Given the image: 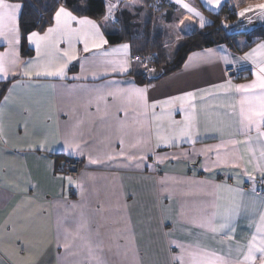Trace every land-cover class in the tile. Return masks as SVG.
<instances>
[{
  "label": "crops",
  "instance_id": "0c3cea01",
  "mask_svg": "<svg viewBox=\"0 0 264 264\" xmlns=\"http://www.w3.org/2000/svg\"><path fill=\"white\" fill-rule=\"evenodd\" d=\"M115 1L112 14L107 3L100 19L63 6L78 20L94 21L107 41L94 47L89 40L87 52L83 37L53 34L38 55L28 37L45 36L53 20L27 35L33 53L24 56L21 11L19 43L10 47L0 37V55L10 57L14 48L17 61L0 79L8 82L0 99V264H206L216 257L246 264L249 242L254 235L259 241L264 194L244 184L253 181L264 191V123L259 131L245 127L249 108L259 107L245 97L262 90L236 86L256 82L264 65V40L248 38L264 27V10L256 7L264 0H162L155 15L146 0ZM226 3L239 14L227 26L236 32L233 45L193 51L180 68L148 84L136 79L142 69L132 59V43L107 39L105 29L116 22L140 33L135 27H142L137 19L143 14L155 36L173 30L179 45ZM71 28L89 31L75 21ZM61 64L62 77L35 74ZM230 68L240 75L231 77ZM137 88L146 89L143 98ZM188 93L195 95L174 99ZM184 128L188 134L181 136ZM66 141L76 147L68 149ZM70 157L85 163L78 177L59 171ZM234 204V230L214 231Z\"/></svg>",
  "mask_w": 264,
  "mask_h": 264
},
{
  "label": "trees",
  "instance_id": "16d2710c",
  "mask_svg": "<svg viewBox=\"0 0 264 264\" xmlns=\"http://www.w3.org/2000/svg\"><path fill=\"white\" fill-rule=\"evenodd\" d=\"M22 5L19 18L21 30V52L24 56L33 53L27 44V35L33 31L46 29L54 20V13L60 6H65L78 16L100 19L107 11V0H6ZM155 15L163 10L162 0H146ZM158 7L155 8L154 5ZM211 22L200 30L188 34L170 59L164 45V35H154L150 28L145 27L141 33L129 31L121 23L116 22L106 28L110 43H119L128 39L132 43V55L154 53V69L147 75L140 70L136 74L137 81L150 83L181 67L187 56L196 50L227 43L233 45L236 32L227 28L239 19L236 9L228 3L217 12L209 11ZM136 30V29H135ZM249 41L264 40V27H257L248 36ZM8 82L0 81V99L7 88Z\"/></svg>",
  "mask_w": 264,
  "mask_h": 264
},
{
  "label": "snow or ice",
  "instance_id": "6c2138e0",
  "mask_svg": "<svg viewBox=\"0 0 264 264\" xmlns=\"http://www.w3.org/2000/svg\"><path fill=\"white\" fill-rule=\"evenodd\" d=\"M181 2V0H177V3ZM209 4L215 3L216 5H219L220 0H207ZM184 7L187 8L190 12L195 11V9H192L189 7L188 4H184ZM256 7L264 10V3L256 5ZM22 5L20 3H8L6 0H0V37L4 38L8 41L9 46L12 47L15 44L19 43V29H18V15L21 11ZM252 6L250 5L245 11H251ZM108 14L109 16L112 14V8L109 6L108 8ZM196 15H199L197 12ZM243 15V13H241ZM54 20H55V27H50L47 30V34L45 36H40L38 33L33 32L28 37L29 41L36 46L37 54L40 53L41 48V42L48 40L50 37H52L53 34L57 35L58 37H63L65 35L69 36V39L71 40L72 34H76L78 37L84 38V51H89V43L88 41H92V46L99 47L103 43H107V41L104 40L103 35L99 32V28L96 25V23L89 19H77L76 16L73 15L72 12L68 11L65 7L60 6L58 10L54 13ZM76 22L80 24L81 26H88L89 31L84 32L83 29H73L71 28V23ZM183 23V21H181ZM201 25L203 26V17H201ZM55 43V41L53 42ZM71 46V43H70ZM124 50L126 51L128 48V45H124ZM261 48L264 49V45H261ZM15 49L12 50V55L10 57H5L4 55H0V79L7 78L9 72L11 71V65L16 64L15 59ZM65 56H68L69 59H72V56H69L67 52L64 53ZM225 61L227 62V58L225 57ZM32 65L30 64L26 70L24 71L25 76L31 75L30 68ZM64 67L65 64H61L58 66L55 70H49L47 67H45L43 70H37L36 75L37 76H63L64 75ZM259 75L257 76V81L248 84V85H239L236 86L237 91L242 92H251L254 89H261L262 91L256 95L251 97H245V101L251 102L253 100L259 101V107L253 108L250 107L248 110V114L246 115L247 124L245 125L246 128H251L252 125H256L257 130L259 131V126L261 123H264V65H259ZM121 70L126 71V66H122ZM231 82L229 81V85ZM229 85H217L218 88H226ZM135 92L140 95L142 98L144 97V94L146 92V89L143 88H137L135 89ZM195 95V93H188L186 96H180L175 97V100H188L192 98ZM173 101H165L163 103L171 104ZM149 106L146 103V107ZM156 105H150V107H155ZM242 115H244V110H241ZM255 117H259V120L255 119ZM243 123V121H242ZM188 129L184 128L181 129L180 135H187ZM264 135V133H262ZM66 146L68 149H74L76 145L72 142L66 141ZM43 147V146H41ZM262 156H264V151L261 153ZM93 163H96L97 161H91ZM262 175H264V169H261ZM250 180H254V177H249ZM70 180V178H69ZM71 182V181H70ZM229 192H239L240 189H227ZM239 213V205L234 204L231 209L226 211V213L223 216V223L220 224L218 229H213L214 231H219L222 229H228L229 231L234 230L232 227V221L233 218L238 215ZM257 233L259 235V241H257V236L254 235L252 237V240L249 242L247 248L248 251L244 256V261L246 264H256L257 260V253H259V259L260 264H264V214L260 216V222L259 226L257 227ZM228 238H231L230 236ZM67 247V245H65ZM206 264H227V261H225L221 257H216L214 259H208L206 261Z\"/></svg>",
  "mask_w": 264,
  "mask_h": 264
},
{
  "label": "built area",
  "instance_id": "2783aa9c",
  "mask_svg": "<svg viewBox=\"0 0 264 264\" xmlns=\"http://www.w3.org/2000/svg\"><path fill=\"white\" fill-rule=\"evenodd\" d=\"M154 5V4H153ZM155 8L158 9L156 5H154ZM155 54L154 53H145V54H139V55H132L133 61L140 64L142 71L147 75L152 69H154V60ZM228 74L231 77H238L240 73L235 70L234 68L228 69ZM85 168V163L81 158H65L60 164H59V171L65 173L66 175L70 177H78L80 172ZM219 179L225 180V175L219 174ZM244 187L246 189H254L257 194H264V191L262 189H258L255 182H246L244 184Z\"/></svg>",
  "mask_w": 264,
  "mask_h": 264
},
{
  "label": "rangeland",
  "instance_id": "374dc122",
  "mask_svg": "<svg viewBox=\"0 0 264 264\" xmlns=\"http://www.w3.org/2000/svg\"><path fill=\"white\" fill-rule=\"evenodd\" d=\"M107 3H109V6H112V4H116V1L115 0H107ZM148 9V8H147ZM148 13H149V17H152V14H151V12H149L148 11ZM141 17H139L138 19H137V22H139L140 24H141V22H143L142 24H141V26L142 27H140L139 28V25H136V29H138V30H140L139 32L141 33V32H143L144 30H145V27H146V22L149 20V19H145V18H143L142 16H144L143 14L142 15H140ZM155 20H153V22H154ZM177 38H178V36L176 35V33H174L173 32V30H170L169 31V33H167V35H166V37H165V43L169 46L168 48H167V54H168V56H169V58L171 59L173 56H174V54H175V52H176V50L178 49V47L180 46V44L182 43H179V45H177Z\"/></svg>",
  "mask_w": 264,
  "mask_h": 264
}]
</instances>
